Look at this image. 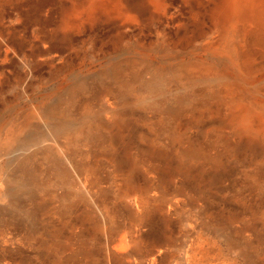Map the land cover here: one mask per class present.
Here are the masks:
<instances>
[{"label": "bare ground", "instance_id": "obj_1", "mask_svg": "<svg viewBox=\"0 0 264 264\" xmlns=\"http://www.w3.org/2000/svg\"><path fill=\"white\" fill-rule=\"evenodd\" d=\"M223 2L218 10L221 18L215 22V29L203 33L201 42L193 50L183 51L177 56L176 51L164 48L162 57L166 58V54L168 59L157 66L131 69L130 76L123 77L118 84L126 90L119 93L130 96L125 98V105L101 107L94 104L92 98H85L79 104V117H76L73 106L78 93L88 88L84 81H80L57 103L35 106L0 124V213H7L11 208L23 211L21 220L26 228L19 238L21 244L53 251L54 264H64L68 259L80 256L89 260L88 264H95L90 261L93 254L87 238L75 234L67 239L63 236L66 231L75 229L76 222L80 220L88 223L105 240L103 264H111L113 258L135 264L132 255L141 251V229L148 225L154 212L158 210L177 216L188 222V226L193 224V215L182 210L176 199H166L162 195L164 202L148 207L137 193L145 192V188L151 186L150 179L147 177L148 185L145 186H139L135 181V172L145 167L147 151L164 148L178 161L176 167L181 176L192 167L203 168L207 170L212 186L236 189L232 177L244 164L236 154L224 156L218 147L209 144L205 147L190 140L189 124L185 123L187 112L192 117L198 113V118L209 114L218 118L220 124L227 127L213 126L214 135L229 131L233 135L234 147L245 139L244 153L251 154L248 168H252L245 171V180L251 185L255 183L264 193V156L257 160V150L253 151L258 147V154L264 155V66L249 68L245 64L250 59L248 52L253 46L264 55V0ZM214 6L217 7V3ZM146 56L139 54L138 57ZM176 59L179 62L174 69L172 62ZM113 66L108 72L114 77L119 65ZM177 84L183 88L174 93ZM101 85L100 90L92 92L93 99L101 93L116 90L110 82ZM135 85L139 90L133 89ZM8 112H15L14 105L8 107ZM128 115L138 116L147 122L144 128L127 125L126 130L136 128L140 135L142 143L134 149L128 148L126 135L119 131L126 125L122 121ZM35 121L40 124L33 128L41 127L42 121L49 122V132H36L38 135L23 145L36 147L42 144L43 162H36L39 157L32 149L30 154L27 153L28 157L18 160L11 168H4L1 159L17 144L22 145L18 136L32 127ZM121 164L128 165L123 175L120 173ZM145 169L141 171L147 176ZM178 180L181 185L182 177ZM203 193L211 191L208 189ZM241 196L242 193L234 195L243 198ZM132 199H136L134 203H131ZM250 214L259 221V234L264 235V211ZM74 215L78 216L77 221H72ZM208 218L203 216L201 225L213 229V222ZM125 228L127 236L121 234ZM235 232L233 235L228 231L224 236L226 245L237 249L240 255L246 254L248 261L245 262L252 264L254 257L247 254L246 243ZM129 237H134L138 250L127 249ZM9 238L3 232L0 243L5 244ZM72 243L76 244L74 250L65 253L66 247H71ZM154 255L150 258L144 256L145 259L140 254L138 263L156 264Z\"/></svg>", "mask_w": 264, "mask_h": 264}, {"label": "rangeland", "instance_id": "obj_2", "mask_svg": "<svg viewBox=\"0 0 264 264\" xmlns=\"http://www.w3.org/2000/svg\"><path fill=\"white\" fill-rule=\"evenodd\" d=\"M223 1L0 0V124L11 121L17 113L35 106L57 103L80 81H84L88 88L78 93L73 106L76 117H79V104L85 98H92L94 104L101 107L125 105V98L129 99L130 96L120 94L126 90L118 84L123 77L130 76L131 69L157 66L168 59L166 54V58L162 57L164 48L176 51L177 56L183 51L193 50L201 42L203 33L215 29V22L221 18L218 10L221 3L224 4ZM259 50L255 46L249 49L250 61L245 63L247 67L264 66V55ZM139 54L147 56L139 58ZM178 62V59L172 62L174 69ZM116 65L119 68L113 77L108 71ZM108 82L116 90L108 94L101 93L93 99L92 92L100 90L101 84ZM134 88L139 90L138 85ZM182 88L177 84L173 92L177 93ZM10 105H14L15 112H8ZM129 106L134 107L131 104ZM187 115L185 123L189 124L187 132L190 140L199 142L201 146L209 144L218 147L224 156L236 154L244 164L232 177L236 189L212 186L207 170L203 168L192 167L191 171L189 169L181 176L176 167L178 161L164 148L147 151L146 169L141 166L147 176L139 168L135 172V181L139 186H145L148 185L149 177L151 186L145 188V192H138L137 197L145 200L150 208L162 203V195L166 199H176L182 210L193 215L195 222L188 226V222L177 216L157 210L148 225L141 229V253L135 251L138 249L134 237H129L127 249L135 251L132 259L135 264H139L140 254L147 258L156 254V264H250L246 254L240 255L237 249L226 245L224 236L228 235V231L232 234L236 231L247 245V254L255 259L252 264H264V235L259 234V221L250 214L264 211V193L255 183L251 185L245 180V171L252 170L248 168L251 154L244 153L245 139H241L239 146L234 147L233 135L229 131L220 136L214 135L213 126L227 127L226 124H220L218 118H213L211 114L203 118H198V113L196 117L190 116L189 112ZM146 123L145 119H139L138 116L123 118L122 124L126 125L119 131L126 135L129 149L137 148L142 142L136 128L128 131L127 125L144 128ZM38 124L35 121L32 127L18 136L22 145L17 144L3 156L1 163L4 168H11L18 160L28 157L32 149L39 157L36 162H43L42 144L36 147L23 145L26 140L37 136L36 132H49V122L42 121L41 127L33 128ZM220 138L222 140H218ZM226 145L229 147H223ZM257 148L253 151L257 150L255 155L259 160L264 155H259L260 150ZM127 168L128 165L121 164L120 173L125 174ZM180 177L181 185L178 182ZM118 183L121 184L120 181ZM208 189L211 193H203ZM236 193H242L243 198L234 197ZM202 208L213 222V229L202 227L201 218L205 216L201 212ZM7 213H0V235L4 232L10 237L5 244L0 243V264H54L53 251L29 248L20 243L19 238L26 228L21 220L23 211L11 208ZM77 220L78 216L74 215L72 221ZM79 221L73 231H63V236L67 239L75 234L87 238L93 254L90 261L103 264L107 246L105 240L88 223ZM127 231L125 228L121 234L127 236ZM75 245L72 243L71 247H66L65 253L73 251ZM72 263L88 264L89 260L80 256L68 259L64 264ZM111 264L127 262L113 258Z\"/></svg>", "mask_w": 264, "mask_h": 264}]
</instances>
